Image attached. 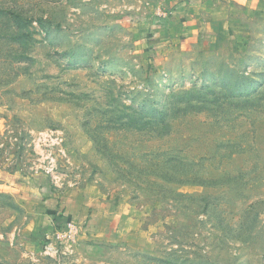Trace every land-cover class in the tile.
Returning <instances> with one entry per match:
<instances>
[{
  "label": "rangeland",
  "instance_id": "374dc122",
  "mask_svg": "<svg viewBox=\"0 0 264 264\" xmlns=\"http://www.w3.org/2000/svg\"><path fill=\"white\" fill-rule=\"evenodd\" d=\"M0 264H264V0H0Z\"/></svg>",
  "mask_w": 264,
  "mask_h": 264
},
{
  "label": "trees",
  "instance_id": "16d2710c",
  "mask_svg": "<svg viewBox=\"0 0 264 264\" xmlns=\"http://www.w3.org/2000/svg\"><path fill=\"white\" fill-rule=\"evenodd\" d=\"M7 13V11H2V16L4 17V18H9V17H11V16H13V13L11 14V16H9V14L7 15L6 14ZM18 16H16V17H14V19H16ZM17 26V25H16ZM15 28V30H19L20 29V27H14ZM13 36V35H12ZM55 212L56 211H52V210H47V213L49 214V215H53L52 216V219L54 220V221H56L57 222V224L59 223V222H63V219L60 217L61 216V214L59 213V214H57L58 216L56 217L55 216ZM55 223V222H54Z\"/></svg>",
  "mask_w": 264,
  "mask_h": 264
}]
</instances>
